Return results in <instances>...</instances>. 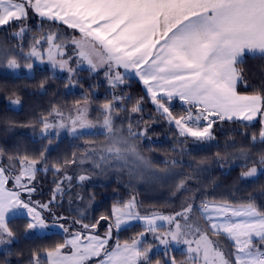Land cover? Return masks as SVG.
I'll list each match as a JSON object with an SVG mask.
<instances>
[{
  "label": "snow or ice",
  "instance_id": "snow-or-ice-1",
  "mask_svg": "<svg viewBox=\"0 0 264 264\" xmlns=\"http://www.w3.org/2000/svg\"><path fill=\"white\" fill-rule=\"evenodd\" d=\"M9 28L0 69L35 79L47 65L50 74L32 85L39 94L61 79L65 89L84 88L81 72L95 81L67 108L52 104L27 123L6 121L9 131L31 129L27 142L0 147V246L9 256L12 245L52 232L62 239L30 248L26 264H264V185L247 188L264 176V71L253 86L245 69L248 57L264 60V0H0V30ZM133 82L142 86L136 97ZM12 97L22 106L15 90ZM161 123L174 129L175 155L154 162L143 148L155 151ZM63 133L83 144L50 160ZM218 133H227L223 146ZM207 146L218 151L197 159ZM213 165L222 176L240 168L218 196ZM49 173V197L37 200ZM113 175L127 176L128 187L167 185L171 197H182L180 210L141 214L132 195L95 216L96 193L87 185ZM133 221L142 230L121 241L119 230ZM181 246L177 259L173 249ZM154 248L163 251L155 261Z\"/></svg>",
  "mask_w": 264,
  "mask_h": 264
},
{
  "label": "trees",
  "instance_id": "trees-1",
  "mask_svg": "<svg viewBox=\"0 0 264 264\" xmlns=\"http://www.w3.org/2000/svg\"><path fill=\"white\" fill-rule=\"evenodd\" d=\"M35 23V21H32ZM12 28L7 29V31L0 30V38H5L10 34V30ZM14 29V28H13ZM33 33V32H29ZM28 33V36L30 35ZM42 71L36 74L35 79H24V78H14L12 74L9 73H0V147L10 148L12 145L16 144L17 142L25 143L28 141V137L31 135L30 128H20L14 127L11 131L8 130V124L6 121L8 119L16 121L19 123H27L29 120L33 119L35 116H38L41 112H46L51 108L52 104H58L62 107L67 108L71 106L72 102L79 99L82 92L86 91L89 84L95 83L94 80L88 79L87 72H81L80 78L84 82V88L80 86H76L74 90L65 89L63 87V79L50 81L48 93L46 95H41L38 93L36 87L32 85L38 84V82L44 77L50 74L48 68H41ZM245 69L248 74V78L251 85H258L260 82V74L264 71V60L253 57L246 58ZM23 76V75H21ZM60 76V75H59ZM63 77V76H60ZM65 78V77H63ZM241 90H243V85L240 86ZM142 86L136 82L131 84V91L134 97L141 95ZM15 90L17 95L21 97L22 106L18 109H13L9 106L10 98L12 97V91ZM251 90V88H249ZM96 91V99L92 104V111L91 116L93 119L96 118V111L95 109L98 108L99 103L103 101L105 96V87L101 86ZM183 106L180 104L179 101H175L173 104V111L175 113H181L183 111ZM147 111V109H146ZM259 129V124L257 123L256 128L252 129L251 131H257ZM174 131V129H173ZM173 131H169L168 126L166 124H159L155 126L154 132L157 133V136L153 137L154 143L152 147L155 151L149 152L148 145L145 142V146L143 148L144 154L153 158L154 162L163 161L166 157H171L175 155L171 152V148L174 146V139H173ZM251 134V132L249 133ZM227 133L219 134L218 133V140L221 146H223ZM102 139V138H101ZM235 139L239 140L238 136ZM75 144H83V141L72 140L68 136H62L61 142L59 143V147L56 148L54 146V151H52L49 155V159H54L58 155H62L63 153H71L76 151L72 145ZM31 146V145H30ZM257 149L261 148V145L256 146ZM218 151L217 148L207 146L206 150L200 151L196 154V158L199 159L201 157H213ZM179 158V157H177ZM185 161L190 160V157H184ZM195 163V161H193ZM160 167H163L160 164ZM187 171V169H185ZM240 168L235 167V170L232 172L231 176L227 174L221 175V170L213 165L211 172L212 176L218 177L217 183L220 184V187L216 189L214 195H219L226 191H230L231 189L229 186L232 183L234 177L239 173ZM211 179V177H209ZM51 180L52 175L49 173L47 177L41 176V183L38 185L40 189L39 193L37 194L39 197H49V188L51 187ZM264 185V176H261L258 181L255 183H250L247 188L248 192H258L260 190V186ZM87 189L89 191H95L96 193V201L93 205L94 215L99 216L100 214L106 212L105 206H111L117 200H127L130 198L129 192H127L123 188V182L116 181L114 179L106 180L102 183H90L87 185ZM74 191H78L75 189ZM209 191H211V186H209ZM246 192L239 193V196H246ZM68 197L64 198V209L60 211H64L68 207ZM182 197L175 198L177 202H180ZM137 200L139 201L140 198L137 196ZM161 201V197L155 202ZM175 201V204H176ZM73 207H75L73 205ZM16 224L22 225L23 221L20 218H17L15 221ZM142 228L139 225H135L123 230H119L118 236L121 241L130 239L134 236L137 232L141 231ZM62 239V235L53 234L52 232L47 235V237L41 236L39 238H31L27 240H22L19 244L12 245L11 249L13 255L9 256L7 252H0V264H3L4 260H8L11 264H15L17 260H21L22 264H26L29 249L36 246H47L53 244L57 241ZM23 252L24 255L18 256L16 253ZM173 254L176 255L177 259H182V252L173 251ZM163 255V252L157 253L154 255L153 261L160 258Z\"/></svg>",
  "mask_w": 264,
  "mask_h": 264
},
{
  "label": "rangeland",
  "instance_id": "rangeland-1",
  "mask_svg": "<svg viewBox=\"0 0 264 264\" xmlns=\"http://www.w3.org/2000/svg\"><path fill=\"white\" fill-rule=\"evenodd\" d=\"M15 29H11L10 30V33L12 31H14ZM29 37H31L34 33H29ZM10 35V34H8ZM5 40V38H0V41H3ZM13 43H15L16 41H12ZM25 47L27 48V39L25 40ZM41 68H48L47 65H41L40 66ZM24 72L25 70L21 69V75H24ZM0 73H9L11 74L10 72H6L5 70H2L0 69ZM58 75L60 76H63L66 78V73H58ZM71 90H74V88H72ZM9 106L13 109H18L20 106H13L10 104V101H9ZM91 111H92V105H91ZM91 114V113H90ZM92 118V116H91ZM93 119V118H92ZM62 136H67L66 133H63ZM111 179H114L116 181H120L118 180V178L113 175L111 176L110 178L108 179H105L103 177H98L96 178L95 180H93L91 183H102L104 181H108V180H111ZM123 188L129 192L130 194V197L132 195H136L139 196L140 198V207H139V211L141 212V214H147V213H150V212H160V213H163V214H170L174 211H179L180 210V204H181V201L180 202H177L176 200H174L175 198L171 197L170 195V192H169V188L167 185L165 186H149V185H146V184H135L134 186L132 187H128L126 186L127 185V176H125L123 178ZM79 191V189H78ZM39 193V192H38ZM161 197V201L160 203L159 202H155V200L159 199ZM35 199L37 200H46L48 199V197L44 198V197H39L37 194L35 195ZM175 201H176V204H175ZM75 206V205H74ZM111 206H105V210H109ZM197 219V222L201 224V226H203V223L202 221L199 220V217L196 218ZM135 225H140V222L138 221H133L131 222V226H122L121 230L123 229H126V228H129V227H132V226H135ZM103 231L104 229L101 228L100 229V232L101 234H103ZM51 232H49L48 234H50ZM47 234V235H48ZM115 236L113 237V243H115ZM149 240H151V237L149 236L148 237ZM12 247V246H11ZM183 250V247L181 246L180 248H174L173 251H177V252H182ZM5 248L3 246H0V252H5ZM160 252H163L162 249H156L154 248L152 253H151V256L153 257L154 255H156L157 253H160Z\"/></svg>",
  "mask_w": 264,
  "mask_h": 264
},
{
  "label": "crops",
  "instance_id": "crops-1",
  "mask_svg": "<svg viewBox=\"0 0 264 264\" xmlns=\"http://www.w3.org/2000/svg\"><path fill=\"white\" fill-rule=\"evenodd\" d=\"M70 34V33H69ZM202 223H203V221H202Z\"/></svg>",
  "mask_w": 264,
  "mask_h": 264
}]
</instances>
